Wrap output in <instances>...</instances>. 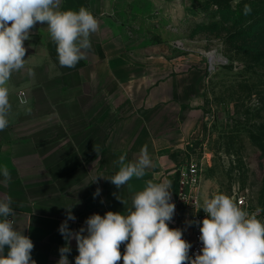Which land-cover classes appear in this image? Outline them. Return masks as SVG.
I'll return each instance as SVG.
<instances>
[{
    "label": "crops",
    "instance_id": "1",
    "mask_svg": "<svg viewBox=\"0 0 264 264\" xmlns=\"http://www.w3.org/2000/svg\"><path fill=\"white\" fill-rule=\"evenodd\" d=\"M161 1L61 0L60 10L84 7L99 23L91 47L71 68L59 64L47 25L38 22L24 42L25 67L8 82L11 111L0 130V169L7 167L11 176L5 181L0 175V199L11 197L15 215L9 219L32 240L36 264H57L66 243L69 264H75L76 241L66 242L59 232L67 207L76 217L67 220L68 228L86 229L93 214L127 215L149 180L171 181L175 214L169 227L193 239L194 210L179 199L176 168L203 124L202 73L189 68L187 56L175 55L164 35L156 38L164 27L154 25V18L169 14ZM144 146L151 166L142 178L116 188L107 178L119 170V157L134 162ZM96 176L104 178L92 183ZM200 199L207 200L202 191Z\"/></svg>",
    "mask_w": 264,
    "mask_h": 264
},
{
    "label": "clouds",
    "instance_id": "2",
    "mask_svg": "<svg viewBox=\"0 0 264 264\" xmlns=\"http://www.w3.org/2000/svg\"><path fill=\"white\" fill-rule=\"evenodd\" d=\"M60 4L61 0H0V130L9 123L8 82L13 72L25 67L24 42L38 22L47 25L62 67H74L91 47L90 36L99 29L95 16L84 7L60 10ZM245 11L250 8L245 6ZM94 150L98 157L99 149ZM118 164L119 170L107 179L120 189L133 177L142 178L152 161L144 146L134 162H126V155H121ZM0 175L5 181L11 179L7 167L0 169ZM100 178L104 177L96 176L92 183ZM170 188L167 179L159 183L149 180L133 196L127 215L112 211L104 216L93 214L85 221L86 229L76 232L68 228L67 220L76 217L72 206L67 207V219L59 232L66 242L75 239V264H119L121 260L123 264H264V222L257 219L259 209L249 212L223 193L205 200L200 208L206 213L199 222L202 248L194 258L190 256L192 245L182 238V230L169 227L175 214ZM100 191L97 188L94 197ZM11 204V197L0 199V264H36L31 256L32 240L9 219L15 215ZM70 251L67 243L61 247L57 264H69L66 254Z\"/></svg>",
    "mask_w": 264,
    "mask_h": 264
},
{
    "label": "rangeland",
    "instance_id": "3",
    "mask_svg": "<svg viewBox=\"0 0 264 264\" xmlns=\"http://www.w3.org/2000/svg\"><path fill=\"white\" fill-rule=\"evenodd\" d=\"M211 1L163 0L169 14L152 23L164 27L156 38L164 35L203 76L204 119L189 148L201 163L202 192L244 194L264 222V15L248 3L237 8L242 0Z\"/></svg>",
    "mask_w": 264,
    "mask_h": 264
},
{
    "label": "built area",
    "instance_id": "4",
    "mask_svg": "<svg viewBox=\"0 0 264 264\" xmlns=\"http://www.w3.org/2000/svg\"><path fill=\"white\" fill-rule=\"evenodd\" d=\"M23 96L24 93H22V97ZM176 171H178V176H180L179 199L181 201H190V203H192L191 209L194 210V213L192 215L194 229L193 239L191 241L186 240L192 245L189 251V255L194 258L195 254L199 252V250L202 248V243L199 240V222H201L206 216V213L203 211V209H200L203 207L204 204L203 202H201L200 199L202 191V167L200 161L191 152L190 154H188L183 164L176 168ZM192 191H194V193L192 194V196H190V193ZM235 201L238 203L239 206L250 212L249 202L244 196V194H241L236 197Z\"/></svg>",
    "mask_w": 264,
    "mask_h": 264
},
{
    "label": "trees",
    "instance_id": "5",
    "mask_svg": "<svg viewBox=\"0 0 264 264\" xmlns=\"http://www.w3.org/2000/svg\"><path fill=\"white\" fill-rule=\"evenodd\" d=\"M211 2H213V3H215L216 5L218 4V5H222L221 3H220V1L219 0H212ZM256 2V0H242L241 1V3L238 5V7L237 8H240V7H242L244 4H249L250 6H253V5H255V6H259L260 8H261V10H262V12L261 13H263L262 15H264V0H261V2H259V3H255ZM257 4V5H256ZM237 13L238 12H236V15H237ZM260 13V14H261ZM235 14V13H234ZM242 14H243V12L240 14V16H242ZM238 16V15H237Z\"/></svg>",
    "mask_w": 264,
    "mask_h": 264
},
{
    "label": "bare ground",
    "instance_id": "6",
    "mask_svg": "<svg viewBox=\"0 0 264 264\" xmlns=\"http://www.w3.org/2000/svg\"><path fill=\"white\" fill-rule=\"evenodd\" d=\"M216 60H217L216 57H212V62L211 63H214Z\"/></svg>",
    "mask_w": 264,
    "mask_h": 264
}]
</instances>
